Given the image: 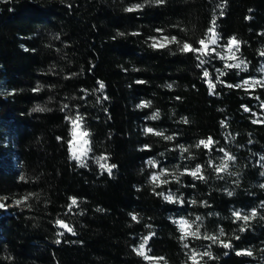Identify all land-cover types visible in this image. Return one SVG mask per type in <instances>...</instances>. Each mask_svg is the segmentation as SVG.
Masks as SVG:
<instances>
[{
  "label": "trees",
  "instance_id": "trees-1",
  "mask_svg": "<svg viewBox=\"0 0 264 264\" xmlns=\"http://www.w3.org/2000/svg\"><path fill=\"white\" fill-rule=\"evenodd\" d=\"M136 4L144 7L125 11ZM213 18L217 51L236 37L237 56L250 71L260 68L264 0H0V200L8 205L0 209V264H157L134 250L151 233L145 249L163 257L159 264H191L185 244L211 251L214 259L201 264H264V123L252 122L264 120V88L227 87L250 71L225 68L213 56L204 66L212 81L216 69L226 75L210 94L195 55L180 51L184 43L199 47ZM160 36L176 43L150 47ZM142 101L150 107H138ZM38 105L47 110L33 111ZM157 111L160 118L149 119ZM77 112L90 132L87 167L71 158L66 117ZM147 127L173 139L145 134ZM208 137L216 142L212 151L196 147ZM220 148L236 157L229 164L235 175L208 167L223 156ZM100 156L116 165L111 175L95 162ZM149 159L179 173L202 165L206 179L185 174L156 187ZM169 189L182 205L157 194ZM28 193L34 195L25 204L14 203ZM73 197L78 206L69 211ZM252 209L257 216L247 225L232 215ZM183 216L202 217V237L222 228L220 239L232 247L181 241L174 221ZM242 250L252 255L236 254Z\"/></svg>",
  "mask_w": 264,
  "mask_h": 264
},
{
  "label": "snow or ice",
  "instance_id": "snow-or-ice-1",
  "mask_svg": "<svg viewBox=\"0 0 264 264\" xmlns=\"http://www.w3.org/2000/svg\"><path fill=\"white\" fill-rule=\"evenodd\" d=\"M146 2L155 3L159 5V4H163L165 0H146ZM143 7H144L143 4H136L132 7L126 8L125 11L133 12V11L142 9ZM220 7H222V5ZM221 15H223V12H221ZM216 28H217L216 20L215 18H213L211 22V26L208 29V32L205 34V38L200 39L198 41L199 47H193L192 45L188 43H184L181 46L180 51L184 53H193L199 62L197 64V67H200V68H204L205 64L210 63L209 58L215 56L225 61H236L234 63H226L225 68H229V69L235 68V69H240L242 71L245 70L247 67L245 61L242 59H238L237 57V53H239L240 51L241 42L236 37L230 38L227 44L223 46L225 54L222 55L221 52L217 51V47H220L221 37L219 33L216 31ZM157 31L162 32L161 29H157ZM135 34L136 33H134V35ZM120 35H124V34L120 33ZM150 39L152 43L149 46L154 49H157V48L163 49V48L168 47L170 43H176V37L174 36L171 37V39H169V37L167 36H160L159 38L151 37ZM260 55L264 56V51H262ZM216 73H217V78H216L215 83L212 81L211 73L207 68H204V71L202 73L203 77L206 79V83H208L210 94L215 93L216 83H223V81H221L219 77L226 75V72L221 69H216ZM98 83H99V91L102 92L105 85L103 82H98ZM137 83H144V81H137ZM226 86L229 88L235 87V88H242L245 90L255 89L257 87L264 88V80L249 78V79L243 80L242 83H239L236 85L228 84ZM169 87H171V85H169ZM39 90H40L39 87L34 89V91H39ZM103 99L106 100L107 97L105 96L103 97ZM256 99H259V97H256ZM64 107L67 108L68 106L65 105ZM138 107L140 108L150 107V101H142L138 105ZM243 107H244V111L251 112V109L248 108L247 106H243ZM261 107L264 108V104H262ZM46 110L47 109L40 107L39 105L33 109V111H38V112H43ZM252 114L256 115L255 113H252ZM159 118H160V114L158 111L149 117V119L151 120H158ZM66 119L69 120L71 124V128H72V131H71L72 140L69 142L71 145V148H70L71 158L77 161V163L81 167H87V159H88L89 153L92 151V148H91V141L89 139L90 132L87 130V128L84 125V117L77 112L75 117L67 116ZM183 122L187 124L188 123L187 118H184ZM252 122L253 123H264V120H253ZM221 123H222V127H225V128L227 127L226 122L222 121ZM144 131H145V134L151 133V134H155L158 136H163L164 139L166 140L173 139V136H165L162 132L156 131L155 129L151 127L145 128ZM215 143L216 142L213 140L212 137H208L206 140L204 139L200 140L198 144L196 145V147L203 146L208 151H212V148ZM148 147L149 146L145 145V148H148ZM179 147L182 149V153L188 152V148H185L183 145H180ZM218 151L223 153V156L220 158L218 163L210 159L208 161V167L213 168V170L217 173L218 176H220V174L222 173H228L229 175H235V173L229 172V164L230 162H234L236 160V157L232 155L230 152L225 151V149L223 148L218 149ZM107 159H108L107 156H100V157L95 158V162L100 166L102 171H107V173L111 175L112 170L113 168L116 167V165L115 164L109 165L107 163ZM261 160H264V157H261ZM147 163L151 167L160 169V171L154 172L152 176L150 177V181L153 184H155L156 187H160L162 184H167L169 182L167 179H162V177L169 175V172L167 169L160 168L159 163L153 159H149ZM262 167H264V165H262ZM185 174L190 175L194 179H199V180L206 179L205 176L203 175V166L199 164H197L194 169L185 168L183 172L179 173V175H177L176 172H172L171 176L173 179L179 182L180 176L185 175ZM21 179H24V178L21 177ZM262 187H264V185H262ZM157 194L163 196V198L169 203H178L181 205L184 203V200L182 197H177L171 191H169L168 194H164L163 192L157 193ZM33 195L34 193H28L24 195L23 197H21L20 199H16L14 203L17 206L21 204H25ZM228 195L231 196L232 192L229 191ZM4 199L7 200V197H4ZM192 203L195 204L196 201L193 200ZM73 206H78V201L75 197L70 199L69 211H71ZM2 208H5V204L0 203V209ZM232 215L235 218V220L242 221L245 225H247L250 220L254 219L257 216V210L252 209L249 213H244L241 210H235L233 211ZM132 219L136 221L137 216L133 215ZM201 222H202V217H199V216L195 218V221H189L188 219H185V218H180L174 221V223L177 224L178 229L181 233V236H180L181 241L188 240L189 238H193V239L202 238L204 240H210L213 244L219 243L224 248L232 247L231 242H225L224 240L220 239L221 237L225 235L224 230L222 228L220 229L218 235H204L202 237L200 234V223ZM56 225L60 228L65 229L68 232H71L73 235H75V231L73 230V228L70 227L67 223H65V221L58 219L56 221ZM193 225H195V229H193ZM246 230L247 229L245 227H242L240 229V231H246ZM60 235H63V232H61ZM152 235H154V233H151L148 236L143 237L139 246L135 248L134 250L136 251L138 255L144 257V259L153 260V261H156L157 264H159V261L163 260V257H159V258L151 257L147 255V252L145 251L148 241L151 239ZM236 239H239V237H236ZM57 243H59V241H57ZM184 247L190 249L188 253V259L191 262V264H201V261L204 260V257H208L209 259H214L211 251L209 250H206L204 252H198L196 249L190 248L188 244H185ZM148 251H151V249H148ZM236 254L251 256L252 251L242 250V251H238Z\"/></svg>",
  "mask_w": 264,
  "mask_h": 264
},
{
  "label": "rangeland",
  "instance_id": "rangeland-1",
  "mask_svg": "<svg viewBox=\"0 0 264 264\" xmlns=\"http://www.w3.org/2000/svg\"><path fill=\"white\" fill-rule=\"evenodd\" d=\"M221 54L224 55L225 52H224V53H221ZM237 57H238V59H241L239 56H237ZM242 60H243V59H242ZM223 62L226 64V63H234V62H236V61H225V60H223ZM245 63H246V62H245ZM246 65H247V63H246ZM238 70H240V69H238ZM240 71H242V70H240ZM243 71H245V72H247V73L250 71V70L248 69V65H247L246 69L243 70ZM249 75H250V76H249V77H246L245 79H249V78H251V79L264 80V62H263V64L261 65V67L258 68L257 70H255V71H250V74H249ZM245 79H244V80H245ZM262 104H264V102H263ZM263 109H264V108H263ZM71 140H72V139H71ZM70 148H71V145H70ZM88 157H89V156H88ZM160 168H165V169H167L168 172H169V175H167V176H165V177H162V179H167L168 181H176V180L173 179L172 176H171V173H172V172H175V171H172V170H170L169 168H166L164 165L160 166ZM185 168H186V167H181V168H179V170H180L181 172H183ZM158 171H160L159 168H157V170H156L155 172H158ZM176 173H177V175H179V172H176ZM176 182H177V181H176ZM169 191H171L172 193H174L177 197H182L177 191H175V190H173V189L166 190V193H165V194H168ZM0 203L5 204L3 200H0ZM178 205H181V204H178ZM7 206H8V205L5 204V208H2V210H3L4 212L7 211ZM196 217H197V216H195V217H191V218H188V217H184V216H183V217H178L177 220L180 219V218H185V219H188L189 221H195V218H196ZM193 229H195V225H193ZM138 246H139V245H138ZM138 246H137V247H138ZM145 251H146V249H145Z\"/></svg>",
  "mask_w": 264,
  "mask_h": 264
}]
</instances>
